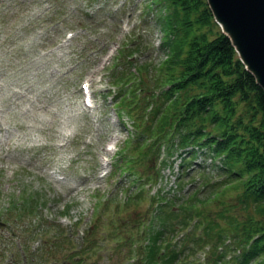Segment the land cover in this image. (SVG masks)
I'll return each mask as SVG.
<instances>
[{"label":"rangeland","instance_id":"rangeland-1","mask_svg":"<svg viewBox=\"0 0 264 264\" xmlns=\"http://www.w3.org/2000/svg\"><path fill=\"white\" fill-rule=\"evenodd\" d=\"M148 2L151 4V0H0V122L4 125L0 128V264H21L15 253L22 250L18 240L21 245H30L33 234L46 236L50 227L62 228V224L66 234L77 237L76 244L82 235L75 236L76 224L86 225L84 234L89 226V231H94L82 248L85 264H136L145 227L140 220L151 216L155 208L150 193L158 189L168 198L159 205L162 212H172L169 228L161 234L179 252L169 264H192L189 261L202 260L206 253L207 257L208 242L200 251L194 250L202 244L199 235L213 244L217 235L231 237L225 257L230 253L234 257L236 247L244 244L243 239L239 241L241 227L252 221L251 215L264 219V201L252 208L238 202L236 180L228 170L220 169L219 153L195 152L194 147L189 156L184 152L190 162L179 168V151L170 149L168 153L160 144L164 142L160 134L153 141L149 139L154 137L153 132L142 134L143 152L139 154L140 171L153 178L157 175L152 185L135 192L130 172L125 174L129 168H119L117 159L116 170L108 175L113 156L120 155L121 143L141 133L145 121L132 119L135 114L127 113L125 106L114 100L120 98L119 90H123L122 97H127L135 86L144 99L138 106L129 104V109L135 113L140 110L144 117V111L153 104L152 94L148 87L139 89L138 84L154 83L152 65L167 53L160 47L162 33L155 19L156 6H148ZM66 27L74 29L70 39L55 43ZM203 28L209 36L221 29L214 19ZM120 47L125 53L127 47L133 48L132 63L118 60ZM123 66L129 68L126 75L134 82H124L123 77L114 79ZM82 75L93 89L89 104L79 87ZM139 75L142 80L138 82L135 77ZM125 150H130V145ZM103 152L109 155L108 169L98 175ZM112 193L115 198H105ZM126 193L134 194L122 203ZM25 194L35 202L29 212L18 207ZM192 200L197 205L196 214L189 211L192 206L181 204L192 205ZM148 205L151 208L146 210ZM58 212L64 213L72 226L60 222ZM158 213L150 226L157 224ZM188 213L190 217L197 215L199 221L187 236V226L182 227L183 222L178 220ZM44 218L52 222L48 230L41 226L48 227ZM204 218H209L206 233L201 232ZM234 220L241 221L237 228L231 222ZM180 226L182 233L175 231ZM62 244L59 247L44 241L33 249L26 248V264H41L45 259L46 264H60L59 254L65 251L67 242ZM12 253L9 260H3ZM230 259L222 258L221 262L227 264Z\"/></svg>","mask_w":264,"mask_h":264},{"label":"trees","instance_id":"trees-1","mask_svg":"<svg viewBox=\"0 0 264 264\" xmlns=\"http://www.w3.org/2000/svg\"><path fill=\"white\" fill-rule=\"evenodd\" d=\"M153 4L162 33L160 47L167 53L157 65H152L153 84L146 86L147 81L139 82L142 77L137 79L139 89L148 87L152 94L153 104L145 120L152 114V125L160 114L158 127L169 123V128L177 130L171 148L179 151L180 168L190 162L184 152L189 156L194 147L195 152L222 153L220 169L228 170L236 180L238 202L250 204L252 208L264 201V89L253 72L245 67L228 34L218 29L209 36L203 28L214 19L205 0H151V4L147 3L151 7ZM122 47L117 50L118 60L122 58L132 63L133 48L127 47L125 53ZM128 71L129 68L123 66L114 79L123 77L124 82H134L126 75ZM122 92L119 90L120 98L116 101L128 112L132 110L129 104L138 106L140 99H144L137 94L135 86L130 88L127 97H122ZM134 114V118L143 116L140 110ZM211 183L208 185L214 189ZM30 205L26 202L22 208ZM156 213L157 224L150 226L149 240L144 243V261L145 264H169L177 250L172 247L166 257L162 256L158 240L167 219H172V212L162 214V207L156 203ZM234 221L235 226L241 223ZM250 236L251 241L242 246L232 264H247L254 257H258L255 264H264V219L254 217L245 226L242 239Z\"/></svg>","mask_w":264,"mask_h":264},{"label":"water","instance_id":"water-1","mask_svg":"<svg viewBox=\"0 0 264 264\" xmlns=\"http://www.w3.org/2000/svg\"><path fill=\"white\" fill-rule=\"evenodd\" d=\"M239 57L264 89V0H207Z\"/></svg>","mask_w":264,"mask_h":264}]
</instances>
